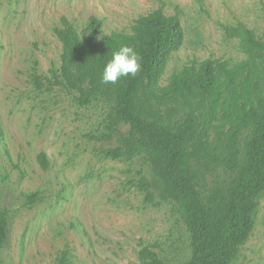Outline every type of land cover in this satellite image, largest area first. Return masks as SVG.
Here are the masks:
<instances>
[{
  "label": "rangeland",
  "instance_id": "374dc122",
  "mask_svg": "<svg viewBox=\"0 0 264 264\" xmlns=\"http://www.w3.org/2000/svg\"><path fill=\"white\" fill-rule=\"evenodd\" d=\"M160 6L166 15L178 12L184 30L161 84L207 58L242 59L225 26L242 22L264 39V0H0V209L7 212L0 264H140L144 246L172 264L188 260V232L151 164L104 155L127 129L112 131V103L81 106L58 81L61 43L53 29L61 17L81 29L95 16L101 34L128 32ZM142 176L150 196L136 186ZM252 227L229 264H264V193Z\"/></svg>",
  "mask_w": 264,
  "mask_h": 264
},
{
  "label": "trees",
  "instance_id": "16d2710c",
  "mask_svg": "<svg viewBox=\"0 0 264 264\" xmlns=\"http://www.w3.org/2000/svg\"><path fill=\"white\" fill-rule=\"evenodd\" d=\"M103 21L90 16L78 29L61 17L53 29L61 43L58 81L81 106L104 98L116 146L109 158L143 156L163 183L190 238V256L180 264H229L252 232V215L264 193V39L242 22L224 27L244 57L236 62L207 58L175 70L161 84L171 54L184 41L178 12L162 6L135 18L129 31L101 34ZM122 45L140 57V71L115 84L101 82L105 63ZM3 129L0 126V139ZM46 169L44 153L38 155ZM136 186L151 195L142 176ZM7 212L0 209V249ZM140 264H172L151 247Z\"/></svg>",
  "mask_w": 264,
  "mask_h": 264
},
{
  "label": "clouds",
  "instance_id": "9594fccd",
  "mask_svg": "<svg viewBox=\"0 0 264 264\" xmlns=\"http://www.w3.org/2000/svg\"><path fill=\"white\" fill-rule=\"evenodd\" d=\"M139 54L131 46L122 45L112 53L102 70L101 82L115 84L122 77H134L141 68Z\"/></svg>",
  "mask_w": 264,
  "mask_h": 264
}]
</instances>
